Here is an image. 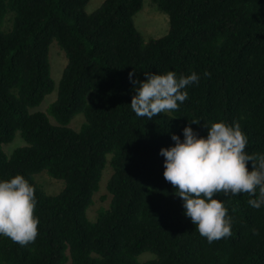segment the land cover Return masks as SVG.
Here are the masks:
<instances>
[{"label":"trees","instance_id":"obj_1","mask_svg":"<svg viewBox=\"0 0 264 264\" xmlns=\"http://www.w3.org/2000/svg\"><path fill=\"white\" fill-rule=\"evenodd\" d=\"M88 2L0 0V179L23 175L39 218L26 246L0 236V264H264V206H249L247 193L215 194L231 235L208 243L183 215L159 154L174 145L171 134L183 139L185 125L206 136L215 121L238 122L245 151L264 153V0H152L168 30L147 41L133 25L142 0H104L86 13ZM52 41L66 57L56 98L31 112L54 89ZM132 69L138 80L194 71L200 81L176 110L147 119L129 106ZM78 114L84 122L74 130ZM15 134L24 145L6 155L1 147ZM106 164L109 206L90 221ZM43 171L63 182L60 191L34 181ZM145 252L155 258L139 263Z\"/></svg>","mask_w":264,"mask_h":264},{"label":"clouds","instance_id":"obj_2","mask_svg":"<svg viewBox=\"0 0 264 264\" xmlns=\"http://www.w3.org/2000/svg\"><path fill=\"white\" fill-rule=\"evenodd\" d=\"M128 73L134 95L129 104L137 117L152 119L157 114L176 110L188 99L186 86L198 84L196 72L188 75L174 71L145 72L144 80ZM204 76L209 73L205 71ZM191 124L199 123L193 119ZM200 136L189 125L182 129L183 139L171 134L174 145L161 147L164 157L163 178L173 186V194L181 198L183 215L208 243L231 235L232 218L223 202L215 194L236 196L247 193V204L253 208L264 206V153L245 151L248 139L238 122L228 124L215 121ZM251 163V170L246 164ZM34 188L21 174L0 179V236L9 238L21 247L35 241L39 218Z\"/></svg>","mask_w":264,"mask_h":264},{"label":"rangeland","instance_id":"obj_3","mask_svg":"<svg viewBox=\"0 0 264 264\" xmlns=\"http://www.w3.org/2000/svg\"><path fill=\"white\" fill-rule=\"evenodd\" d=\"M104 0H89L85 7L86 13H91L99 7ZM133 25L140 32L143 41H147L150 38H158L163 36L168 30V18L165 13L160 11L152 2V0H142V8L133 16ZM48 61L50 77L54 82V89L51 93L46 95L41 104L31 109V112L40 111L43 112L56 98V88L59 82L62 70L66 63V57L64 53L58 48L55 41H52L48 49ZM84 122L83 116L78 114L73 117L69 126L74 130H77L80 124ZM24 145L22 139L18 134H15L13 140L5 145H2L1 149L9 155L14 149ZM111 175V169L108 164L105 165L101 173L99 180L98 190L93 195V203L87 209L86 214L90 221L96 216L99 209H106L109 206L110 195L106 190V183ZM34 181L43 189L47 194H55L63 186V182L50 178L46 172H41L34 176ZM155 256L151 253L145 252L137 257L139 263L154 259Z\"/></svg>","mask_w":264,"mask_h":264}]
</instances>
